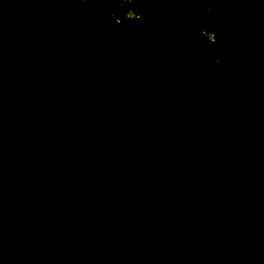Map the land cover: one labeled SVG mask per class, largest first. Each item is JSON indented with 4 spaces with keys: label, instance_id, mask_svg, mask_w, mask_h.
<instances>
[{
    "label": "water",
    "instance_id": "water-1",
    "mask_svg": "<svg viewBox=\"0 0 264 264\" xmlns=\"http://www.w3.org/2000/svg\"><path fill=\"white\" fill-rule=\"evenodd\" d=\"M213 49L0 0V264H264V43Z\"/></svg>",
    "mask_w": 264,
    "mask_h": 264
},
{
    "label": "trees",
    "instance_id": "trees-1",
    "mask_svg": "<svg viewBox=\"0 0 264 264\" xmlns=\"http://www.w3.org/2000/svg\"><path fill=\"white\" fill-rule=\"evenodd\" d=\"M122 2V0H120ZM142 18L133 22L140 39L165 38L193 26L215 36L213 55L229 61V41L256 33L264 43V0H133ZM125 9L120 7L123 14Z\"/></svg>",
    "mask_w": 264,
    "mask_h": 264
},
{
    "label": "built area",
    "instance_id": "built-area-1",
    "mask_svg": "<svg viewBox=\"0 0 264 264\" xmlns=\"http://www.w3.org/2000/svg\"><path fill=\"white\" fill-rule=\"evenodd\" d=\"M120 7H123L125 9L123 15L130 22L133 23L139 21L142 18V13L140 8L135 6L133 0H122V2H120ZM208 37L212 43L215 41V36L213 34H208Z\"/></svg>",
    "mask_w": 264,
    "mask_h": 264
}]
</instances>
